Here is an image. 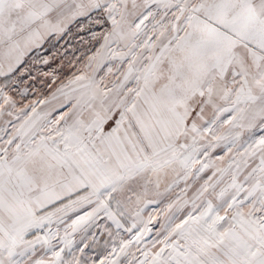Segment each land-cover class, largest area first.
Returning a JSON list of instances; mask_svg holds the SVG:
<instances>
[{"label":"snow or ice","instance_id":"obj_1","mask_svg":"<svg viewBox=\"0 0 264 264\" xmlns=\"http://www.w3.org/2000/svg\"><path fill=\"white\" fill-rule=\"evenodd\" d=\"M0 264H264V0H0Z\"/></svg>","mask_w":264,"mask_h":264}]
</instances>
